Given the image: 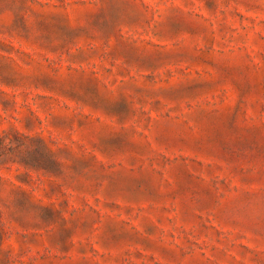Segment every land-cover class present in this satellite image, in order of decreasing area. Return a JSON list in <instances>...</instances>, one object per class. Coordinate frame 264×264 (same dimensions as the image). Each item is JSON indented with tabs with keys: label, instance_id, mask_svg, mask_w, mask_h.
<instances>
[{
	"label": "rangeland",
	"instance_id": "374dc122",
	"mask_svg": "<svg viewBox=\"0 0 264 264\" xmlns=\"http://www.w3.org/2000/svg\"><path fill=\"white\" fill-rule=\"evenodd\" d=\"M0 264H264V0H0Z\"/></svg>",
	"mask_w": 264,
	"mask_h": 264
}]
</instances>
